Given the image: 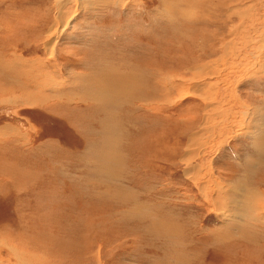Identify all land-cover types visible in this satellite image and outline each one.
<instances>
[{
	"label": "rangeland",
	"instance_id": "obj_1",
	"mask_svg": "<svg viewBox=\"0 0 264 264\" xmlns=\"http://www.w3.org/2000/svg\"><path fill=\"white\" fill-rule=\"evenodd\" d=\"M57 1L0 0V264H229L206 232L224 210L203 173L227 186L248 148L264 0H191L190 24L187 0ZM100 73L119 94L83 100ZM191 136L202 154L187 163Z\"/></svg>",
	"mask_w": 264,
	"mask_h": 264
},
{
	"label": "clouds",
	"instance_id": "obj_2",
	"mask_svg": "<svg viewBox=\"0 0 264 264\" xmlns=\"http://www.w3.org/2000/svg\"><path fill=\"white\" fill-rule=\"evenodd\" d=\"M191 0H187V7ZM196 16L194 8L184 14L186 23ZM243 101L244 122L257 120L248 148L232 154L231 176L221 193L222 225L206 229L229 264H264V93L249 94ZM237 135V136H238ZM235 138V137H234Z\"/></svg>",
	"mask_w": 264,
	"mask_h": 264
},
{
	"label": "bare ground",
	"instance_id": "obj_3",
	"mask_svg": "<svg viewBox=\"0 0 264 264\" xmlns=\"http://www.w3.org/2000/svg\"><path fill=\"white\" fill-rule=\"evenodd\" d=\"M240 1V0H239ZM259 1V0H258ZM61 2V0H59V1H57L56 2V7L59 5V4H64V1L62 0V2ZM232 3V2H231ZM237 4V3H236ZM231 5V4H230ZM77 6L79 7V5L77 4ZM240 7V6H239ZM242 7V6H241ZM254 7H256V6H254ZM238 8V7H237ZM236 8V9H237ZM243 8H245V7H243ZM242 8V9H243ZM257 8V7H256ZM230 9V8H229ZM231 9H232V7H231ZM235 8H233V10H234ZM240 9V8H239ZM238 9V10H239ZM263 9V8H262ZM232 10V11H233ZM254 10V9H253ZM231 11V12H232ZM246 13H245V12ZM252 12V11H251ZM251 12H250V6H248L247 5V7L243 10V12H241L240 14L242 15V17H243V14H244V17H250V15H251ZM62 13V12H61ZM239 13V12H238ZM256 13V12H255ZM183 14H185V13H183ZM61 15V14H60ZM258 17V16H257ZM260 19V18H259ZM59 21H61L62 23L64 22V21H62V18L60 17V19H58ZM65 20H66V18H65ZM68 21V20H67ZM262 22H264V21H262ZM257 24H259V23H257ZM262 24V23H261ZM121 25V24H120ZM242 25V24H241ZM262 25H264V23L262 24ZM122 27V26H121ZM264 27V26H263ZM52 29H53V27H52ZM122 29V28H121ZM262 30H263V28H262ZM262 30H260V28L258 27V26H256L255 28H254V31L257 33V32H259V33H261V31ZM54 31V30H53ZM241 31V30H240ZM248 32V31H247ZM47 34H49L48 35V37L50 38V37H52V35H51V32H47ZM264 34V33H263ZM54 35V34H53ZM96 41H99V40H96ZM263 41V40H262ZM57 42V41H56ZM233 42V41H232ZM55 46H56V43H50V46L48 47V50H49V53H50V55H53L54 53H55ZM57 47V46H56ZM228 47H230L231 49L234 47V45L232 44V45H230L229 43H228V46H227V48ZM237 48H238V45H237ZM250 48V47H249ZM249 50V49H248ZM226 51V50H225ZM238 51V50H237ZM236 51V52H237ZM225 53V52H224ZM226 56H230V54H229V52H227L226 51ZM225 54L223 55V57L225 58ZM49 55V57H51ZM232 56V55H231ZM240 56H236V55H234V58H239ZM257 63V62H256ZM110 65V64H109ZM112 66V65H111ZM253 68V67H252ZM215 69H216V67L214 66V65H209V66H199L197 69H193L192 71H193V77L194 78H199V77H201L202 75H210V74H215L216 72H214L215 71ZM255 71V70H254ZM47 74V73H46ZM152 74L153 73H150L149 72V75H150V80H151V77H152ZM107 75V74H106ZM105 75V76H106ZM93 76V75H92ZM102 78H103V80H104V75L102 76ZM107 79H106V84H104V85H101V87L100 88H102V90L100 91V90H98L99 88H97L96 87V89L98 90V92L103 96V99H104V96H107L108 95V89H106V87H108V83H109V81H110V77H106ZM159 79V78H158ZM161 79H162V77H161ZM160 79V80H161ZM101 81L102 83L103 82H105V81ZM47 81H49V80H47ZM51 82H53L52 80H51ZM79 82V81H78ZM82 82H84L83 80H80V84L79 83H77L76 85H75V87H77V86H81V83ZM95 82H98V81H95ZM94 81L92 82L94 85H93V88H95V86H97L96 85V83H95ZM100 82V81H99ZM113 82V81H112ZM111 82V83H112ZM152 82V81H151ZM157 82H158V80H157ZM153 83V85H154V87L153 88H155L157 85H158V83H156V82H152ZM88 84H89V82H88ZM209 86V85H208ZM90 87V86H89ZM110 87V86H109ZM91 88H92V86H91ZM81 89V88H80ZM95 89V90H96ZM111 89V88H110ZM196 89V88H195ZM114 90V89H113ZM198 89H196V90H194V91H196V92H198L197 91ZM75 92V91H74ZM83 93V92H82ZM92 92H90V94H91ZM96 93H97V91H96ZM95 94V93H94ZM77 95V94H76ZM92 96H94L93 94H91ZM96 95V94H95ZM200 95V94H199ZM81 96L83 97V98H87L88 96H86V93L84 92V94H81ZM74 97H75V95H74ZM74 97H71L70 99H73ZM90 97V96H89ZM210 97V96H209ZM97 98V97H96ZM99 98V97H98ZM75 99V98H74ZM92 101H95L96 99H91ZM154 101V100H153ZM239 101V100H238ZM225 114H227V113H225ZM114 117V116H113ZM207 122H209V121H207ZM256 126H257V120L256 119H254V124L253 123H251L250 122V124L249 125H247V127H246V131H245V134H250L251 135V133L256 129ZM108 130V129H107ZM242 133H244V132H242ZM110 135H111V133H110ZM114 135V134H113ZM108 136V135H107ZM109 141V140H108ZM199 141H201V139L199 138V137H194V136H191L189 139H188V141H187V148H186V152L184 153V156H183V158H181L182 159V161H184V162H192V160H193V157L194 156H199V154H202V150L200 149L201 147H200V144L201 143H199ZM222 142V141H221ZM224 142V141H223ZM115 147V146H114ZM181 161V160H180ZM203 169V168H202ZM205 169V168H204ZM208 169H209V171H208ZM207 170V171H206ZM206 170H205V172L203 173V175L206 173V175L207 176H209V181L211 180V182L214 184V185H218V188H217V197L219 196V195H221V193H222V191L225 189V184L223 183V182H221L215 175L216 174H214V172H213V170L211 169V167H207L206 168ZM201 171V169L200 168H197V167H193V168H189V169H187L186 170V174H187V176L188 177H190L191 178V180L193 179V180H195L196 178H197V173L198 172H200ZM204 178V177H203ZM204 180V179H203ZM205 183V182H204ZM206 184H208V183H206ZM210 187V186H209ZM216 188V187H215ZM215 196V195H214ZM205 198V197H204ZM220 199H221V197H219ZM219 198H216V200L218 201V204L220 203V199ZM208 200V199H207ZM219 206H220V204H219ZM155 223V222H154ZM98 255V254H97Z\"/></svg>",
	"mask_w": 264,
	"mask_h": 264
},
{
	"label": "crops",
	"instance_id": "obj_4",
	"mask_svg": "<svg viewBox=\"0 0 264 264\" xmlns=\"http://www.w3.org/2000/svg\"><path fill=\"white\" fill-rule=\"evenodd\" d=\"M104 55V54H103ZM102 76H103V73H100V74H98V76L96 77V76H93L92 77V79H93V81L95 82V81H98V82H95L96 83V85L97 86H95V88H93V81H91V82H89V84H90V89H91V91L90 92H92V89L95 91V92H92L91 94H93L94 96H92L91 94H90V97L88 96V94H86V96H88L87 98H85V99H83V100H90V101H92L91 99L93 98V99H96L95 101H99V102H104V99L105 100H108V101H111V99L113 98V96L114 97H117V95L119 94V92H117V91H114V90H111L110 89V87H109V85H108V87H106V89H108V95L107 96H104V99H103V96L98 92V90H102V88H100L101 87V85H103V83L101 82L102 81ZM110 77V81H109V84L113 81V80H111V78H112V76H111V74H107L106 76L104 75V84H106V77ZM116 80V79H115ZM100 81V82H99ZM112 84V83H111ZM91 86H92V88H91ZM96 87L97 88H99L98 90L96 89ZM123 88H124V86H123ZM96 89V90H95ZM96 91H97V93H96ZM76 92V91H75ZM96 95H95V94ZM122 92H121V94H120V99H123V97H122ZM124 95V94H123ZM97 97V98H96ZM99 97V98H98ZM134 99H131V101H133ZM126 101H130V100H127L126 99ZM107 111H109V110H107ZM110 114V113H109ZM114 120V118H113V114H110V121H113ZM115 120H116V118H115Z\"/></svg>",
	"mask_w": 264,
	"mask_h": 264
}]
</instances>
